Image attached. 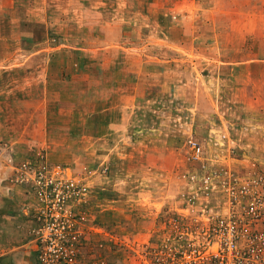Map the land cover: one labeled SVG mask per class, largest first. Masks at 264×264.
Returning <instances> with one entry per match:
<instances>
[{
  "label": "rangeland",
  "instance_id": "rangeland-1",
  "mask_svg": "<svg viewBox=\"0 0 264 264\" xmlns=\"http://www.w3.org/2000/svg\"><path fill=\"white\" fill-rule=\"evenodd\" d=\"M0 264H264V0H0Z\"/></svg>",
  "mask_w": 264,
  "mask_h": 264
},
{
  "label": "built area",
  "instance_id": "built-area-1",
  "mask_svg": "<svg viewBox=\"0 0 264 264\" xmlns=\"http://www.w3.org/2000/svg\"><path fill=\"white\" fill-rule=\"evenodd\" d=\"M191 151H192V157L197 160L200 155H201V148L195 143L192 144L191 146Z\"/></svg>",
  "mask_w": 264,
  "mask_h": 264
}]
</instances>
